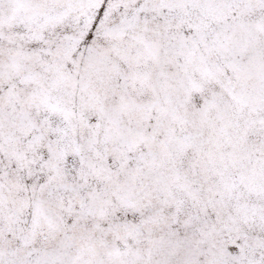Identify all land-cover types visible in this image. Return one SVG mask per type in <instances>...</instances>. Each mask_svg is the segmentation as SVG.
I'll return each mask as SVG.
<instances>
[{"label":"rangeland","instance_id":"374dc122","mask_svg":"<svg viewBox=\"0 0 264 264\" xmlns=\"http://www.w3.org/2000/svg\"><path fill=\"white\" fill-rule=\"evenodd\" d=\"M0 264H264V0H0Z\"/></svg>","mask_w":264,"mask_h":264}]
</instances>
